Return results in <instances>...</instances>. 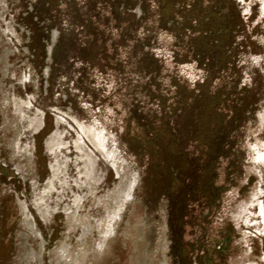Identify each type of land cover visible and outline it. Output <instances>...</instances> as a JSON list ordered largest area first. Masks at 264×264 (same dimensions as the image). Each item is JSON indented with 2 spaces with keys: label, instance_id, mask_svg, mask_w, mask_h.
I'll use <instances>...</instances> for the list:
<instances>
[{
  "label": "rangeland",
  "instance_id": "rangeland-1",
  "mask_svg": "<svg viewBox=\"0 0 264 264\" xmlns=\"http://www.w3.org/2000/svg\"><path fill=\"white\" fill-rule=\"evenodd\" d=\"M261 153L264 0H0V264H264Z\"/></svg>",
  "mask_w": 264,
  "mask_h": 264
},
{
  "label": "flooded vegetation",
  "instance_id": "flooded-vegetation-1",
  "mask_svg": "<svg viewBox=\"0 0 264 264\" xmlns=\"http://www.w3.org/2000/svg\"><path fill=\"white\" fill-rule=\"evenodd\" d=\"M256 160L264 166V153L258 154ZM208 197H210V196L209 195L204 196V199L207 200V199H209ZM259 213H260L259 218L261 219V216H264V207H260ZM262 225H263V229L261 232H262V235L264 236V219H263Z\"/></svg>",
  "mask_w": 264,
  "mask_h": 264
},
{
  "label": "trees",
  "instance_id": "trees-1",
  "mask_svg": "<svg viewBox=\"0 0 264 264\" xmlns=\"http://www.w3.org/2000/svg\"><path fill=\"white\" fill-rule=\"evenodd\" d=\"M149 161L152 162V159H150ZM183 181H185V182L188 183V181H187V177L183 178ZM189 182H190V184L192 183V179H191V178H190ZM188 184H189V183H188Z\"/></svg>",
  "mask_w": 264,
  "mask_h": 264
},
{
  "label": "bare ground",
  "instance_id": "bare-ground-1",
  "mask_svg": "<svg viewBox=\"0 0 264 264\" xmlns=\"http://www.w3.org/2000/svg\"><path fill=\"white\" fill-rule=\"evenodd\" d=\"M97 134V133H96ZM95 135V134H94ZM94 137V136H93ZM99 138V137H98ZM100 139V138H99Z\"/></svg>",
  "mask_w": 264,
  "mask_h": 264
}]
</instances>
